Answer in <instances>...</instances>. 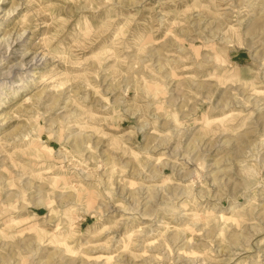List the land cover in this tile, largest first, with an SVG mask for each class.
Here are the masks:
<instances>
[{
  "label": "rangeland",
  "instance_id": "rangeland-1",
  "mask_svg": "<svg viewBox=\"0 0 264 264\" xmlns=\"http://www.w3.org/2000/svg\"><path fill=\"white\" fill-rule=\"evenodd\" d=\"M0 264H264V0H0Z\"/></svg>",
  "mask_w": 264,
  "mask_h": 264
}]
</instances>
